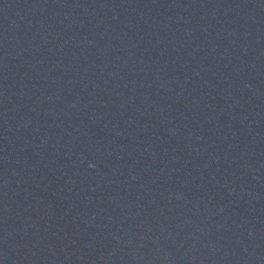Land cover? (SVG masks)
Listing matches in <instances>:
<instances>
[{
  "label": "water",
  "instance_id": "obj_1",
  "mask_svg": "<svg viewBox=\"0 0 264 264\" xmlns=\"http://www.w3.org/2000/svg\"><path fill=\"white\" fill-rule=\"evenodd\" d=\"M0 264H264V0H0Z\"/></svg>",
  "mask_w": 264,
  "mask_h": 264
}]
</instances>
